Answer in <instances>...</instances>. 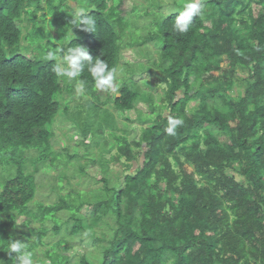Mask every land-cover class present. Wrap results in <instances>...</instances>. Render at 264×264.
Returning <instances> with one entry per match:
<instances>
[{
  "label": "trees",
  "instance_id": "16d2710c",
  "mask_svg": "<svg viewBox=\"0 0 264 264\" xmlns=\"http://www.w3.org/2000/svg\"><path fill=\"white\" fill-rule=\"evenodd\" d=\"M43 1L44 8L40 0H0V259L11 264L5 250L12 239L26 243L34 264H264V0H203V15L193 17L182 35L173 33L171 24L186 0H173L176 11L163 14L156 30L134 45L123 42L128 28L120 10L124 0L117 8L115 0ZM69 1L87 10L95 32L70 24L69 13L76 9ZM254 7L262 10L257 16ZM24 21L33 28L24 38L28 48H22ZM48 28L55 29V39ZM77 44L117 69L123 50H154L158 57L151 66L134 72L128 85L120 87L116 79L118 96L107 99L121 114L140 103L156 105L151 92L136 89L149 74L156 76L163 99L152 111L158 113L154 120L140 119L138 140L128 139V131L115 134L111 150L89 165L103 166L104 195L97 202L65 195L33 210L40 167L54 168L67 159L66 169L74 158L51 145V126L66 106L58 99L75 90L52 67L62 59V48L66 52ZM29 49L31 60L21 52ZM50 51L59 58L48 59ZM78 79L85 81L83 96L94 95L91 75L84 71ZM168 117L183 120L175 136L164 131ZM111 164H122L126 171L136 165L123 177L121 191L111 178ZM86 168L81 166L78 175ZM65 178L60 175L59 183ZM83 207L90 217L79 214ZM62 214L67 220L59 219ZM18 218L24 219L22 228ZM35 223L40 226L34 228ZM101 226L106 233L97 237ZM50 234L61 236L51 246L45 243ZM73 244L94 251L71 257Z\"/></svg>",
  "mask_w": 264,
  "mask_h": 264
},
{
  "label": "rangeland",
  "instance_id": "374dc122",
  "mask_svg": "<svg viewBox=\"0 0 264 264\" xmlns=\"http://www.w3.org/2000/svg\"><path fill=\"white\" fill-rule=\"evenodd\" d=\"M40 2L41 7L44 8V1L40 0ZM177 2L181 3L182 1L177 0ZM68 4L73 6V8L75 9L79 7L75 1H69ZM113 4L117 8L119 6V0L113 1ZM161 4H164V8L162 11H156L154 12L153 16H147V12L152 13V11L155 10L154 8L158 7V5ZM133 7H135L137 11H135L133 17H131L129 13L133 9ZM120 10L122 15L126 16L122 18V21L124 22L125 26L126 24H128L127 32L124 35L125 40H123V42L125 44L130 43L134 45L138 43V41L146 40V38L151 33H153L154 30H156L155 24L157 23V21L161 20L163 14L166 15L167 13H170L171 10L175 12L176 6H174L173 0H124ZM166 10H168L169 12H167ZM253 11L255 12V16H257L258 12L262 10L260 7H254ZM41 15V13H38L39 17ZM49 19L50 18H47V22H49ZM39 20L40 18L37 19V22H39ZM21 29L23 39L22 48H28V43L24 40V38L28 35L29 32H31V30H33L32 24L28 21H24L21 25ZM51 31L52 37L55 39V29ZM43 44H45V41L43 42ZM29 51L22 50L21 52L27 59L31 60L34 54L30 49ZM153 52L151 49H149V47H143L141 48V50H138L136 48L123 50L117 76L120 87L128 85L133 81L132 76L134 72H138L140 74L141 72L139 71H145L146 67L151 66V64L154 62V59L158 57L156 53H154L153 55ZM139 54H147L148 56L145 57V60ZM58 60H61V58H59ZM124 65L127 66L125 67ZM223 67H226L225 63L223 64ZM242 74L244 75V72H242ZM63 80L67 81L66 83L70 88L75 89L76 81L70 82L67 77H63ZM157 82L158 81L156 79V76L153 74H149L147 77H145L144 80H141L139 84L136 85V89L138 91L144 92V94L146 95H150L151 92L153 94L155 104L160 106V102L163 99V90L162 87H158ZM116 83H114V88L112 89H95L94 95H88L89 97L77 95L74 90L71 96L64 94L62 99H58L59 103H62L66 106L61 107L59 115L51 126L54 133V138L51 141V145L54 151L58 154H62L64 156L65 152L63 150H68V152H70V155H72L74 158L71 160V164L67 166L66 169H64V167L65 165H68L67 159L66 162H64V159H59L57 161V167L54 168L50 167L48 164L40 167L39 172L35 174L37 193L34 201L30 205L33 210H37L38 205H53L58 202V196L63 197L65 195H71L72 197H74L75 194H78V196L82 198L81 202L85 204L97 202L99 199V194L104 195V192L102 190L103 185L102 183H100L102 174L99 170H103V166L99 164L97 167L92 168L89 167V165H91V163L94 161V158H99L100 155H104V152L111 150V148L113 147L112 142L114 141L113 139L115 137V134L117 136H123L122 132L128 131V139L133 138L134 140H138L141 132V125L139 124L140 119L151 122L157 116V110L154 113L152 112L154 108H157V106H148L145 103H140L139 105H137L136 110L134 109L133 111L127 112L126 114H121L120 112L116 111L115 108L112 107L110 101L111 98L118 96L116 91ZM236 90L241 92L242 87L240 85H237ZM194 92L195 91L193 90L192 94H194ZM64 107L67 110L66 112ZM64 113H66V115ZM64 119L65 121H63ZM84 135H87L85 137V141L83 138ZM218 140L222 144L228 143V140L224 136H218ZM97 144L99 145V147H95ZM113 151L115 154V150ZM31 155L34 156L33 153H31ZM105 157L106 159L110 158V156L108 155H106ZM81 166L87 168L85 169V174L78 175V171ZM135 168L136 165H134V167L129 171H126L122 164H111L109 166L111 178L113 179V181L118 180V191L122 190L123 177L126 174H133ZM29 170L32 171V168H29ZM62 174H65L66 178L64 179V181L59 183L58 178ZM74 176H76V178L71 179ZM59 186H62L65 189L63 191H58V193L52 191L53 188H57ZM79 214L83 217H90V209L87 207H83ZM59 219L67 220V216L62 214L61 216H59ZM23 220V218L17 219L16 224L19 228H22ZM55 223L60 224L64 222ZM39 226L40 225L38 223H35L33 225L34 228H38ZM46 226L49 229L53 227L49 222L46 223ZM65 229L66 226H64L63 230L64 236L66 235ZM106 229L107 228L105 226L97 228L95 230L97 237H100L101 234L106 233ZM60 237L61 236L54 237L53 234H50L45 243L46 245L49 244V246H51L52 244L56 243ZM43 250L44 248L41 247L38 249L39 256L40 253L43 252ZM92 251H94L92 247H86L84 244H73L68 255H70L71 257L81 256L85 252L89 253Z\"/></svg>",
  "mask_w": 264,
  "mask_h": 264
},
{
  "label": "clouds",
  "instance_id": "9594fccd",
  "mask_svg": "<svg viewBox=\"0 0 264 264\" xmlns=\"http://www.w3.org/2000/svg\"><path fill=\"white\" fill-rule=\"evenodd\" d=\"M204 4L203 0H186L183 6L179 9V15L171 24V31L176 34H186L192 25L193 17H200L203 15ZM73 18L70 21L72 26L81 28L86 32H95V21L87 14L85 8L77 7L73 13H69ZM62 59L57 60L53 65L52 71L57 76L67 77L68 80L76 81L75 92L77 95H85V81L78 79L84 71H87L93 81L94 87L97 90H108L114 88V81L118 76L117 68H109L106 60L97 57L95 59L89 54L87 47L77 44L61 50ZM48 59L56 60L57 54L50 51ZM183 124L180 118L168 117L167 126L164 131L167 135L175 136L176 130ZM26 243L19 240H9V245L5 250L11 260V264H34L33 254L26 250ZM12 253H16L12 256ZM0 264L6 262L0 259Z\"/></svg>",
  "mask_w": 264,
  "mask_h": 264
}]
</instances>
